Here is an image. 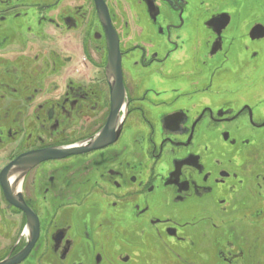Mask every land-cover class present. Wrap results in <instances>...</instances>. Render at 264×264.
<instances>
[{
  "label": "flooded vegetation",
  "instance_id": "obj_1",
  "mask_svg": "<svg viewBox=\"0 0 264 264\" xmlns=\"http://www.w3.org/2000/svg\"><path fill=\"white\" fill-rule=\"evenodd\" d=\"M0 264H264V0H0Z\"/></svg>",
  "mask_w": 264,
  "mask_h": 264
},
{
  "label": "water",
  "instance_id": "obj_2",
  "mask_svg": "<svg viewBox=\"0 0 264 264\" xmlns=\"http://www.w3.org/2000/svg\"><path fill=\"white\" fill-rule=\"evenodd\" d=\"M109 59L107 65L108 79L111 84L112 117L124 104L125 89L121 73V53L119 39L115 31L108 28ZM112 120V119H111ZM102 136V134H101Z\"/></svg>",
  "mask_w": 264,
  "mask_h": 264
}]
</instances>
